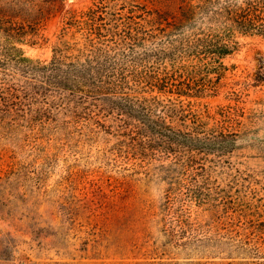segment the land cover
Listing matches in <instances>:
<instances>
[{"label":"rangeland","instance_id":"1","mask_svg":"<svg viewBox=\"0 0 264 264\" xmlns=\"http://www.w3.org/2000/svg\"><path fill=\"white\" fill-rule=\"evenodd\" d=\"M199 2L46 4L20 43L35 61L49 62L63 33L83 46L82 31L63 32L74 12L100 7L118 26L105 93L57 89L0 63V264H264V35L237 33L223 75L199 69L192 95L170 91L211 24L185 10ZM156 74L167 76L162 90ZM10 86L16 96H3ZM159 116L182 134L161 135Z\"/></svg>","mask_w":264,"mask_h":264},{"label":"trees","instance_id":"2","mask_svg":"<svg viewBox=\"0 0 264 264\" xmlns=\"http://www.w3.org/2000/svg\"><path fill=\"white\" fill-rule=\"evenodd\" d=\"M53 1L0 0V63L14 62L21 66L24 72L38 71L42 78L41 82L49 83L57 89H69L73 93L108 92L111 84L107 81V77L112 60L105 46L111 41L117 42L115 36L118 34V29L113 28H118V26H109V22L105 21V16L102 14L103 9L100 7L90 6L86 10L74 12L69 17L67 26L64 27L63 32L73 27L76 31H82L85 34L83 46H77V42L71 43L64 40L65 33H63L60 45L55 47L53 57L49 62L35 61L24 54L20 46L23 34L28 28L37 29L40 21L47 16L44 11L46 4H51ZM196 7L206 13L211 24L202 29L189 43L197 62L192 64L184 80L170 90L180 95L193 94L190 90L194 88L192 83L199 69L215 72L218 76L224 74L228 67L221 58L237 49L239 43L236 39L237 33L264 35V0H200L196 6L188 5L185 10H191L194 14ZM166 78L167 76L156 74L152 82L159 90H162L167 85ZM255 79L257 83L264 82L263 65L258 70ZM16 90L18 89L10 86L1 92L5 97H15ZM185 111L186 108L182 106L178 110L175 109V115L185 121L190 118V113ZM220 114L222 118L218 122L224 124L230 119L229 110L226 108H223ZM208 116L212 115L208 114ZM196 119L201 120L200 116ZM164 120L160 116L156 120L161 135L169 136V141H172L174 140L172 138H177V135L182 134L181 130H173L169 124L164 123ZM192 121L197 126L203 124L202 120ZM153 122L155 120H150L149 125ZM197 126L194 125L195 128H199ZM199 132L200 130L194 129L186 136L194 139V134Z\"/></svg>","mask_w":264,"mask_h":264}]
</instances>
